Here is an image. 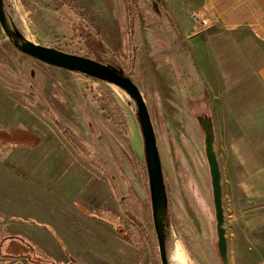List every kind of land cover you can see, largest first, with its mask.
Listing matches in <instances>:
<instances>
[{
	"label": "rangeland",
	"instance_id": "374dc122",
	"mask_svg": "<svg viewBox=\"0 0 264 264\" xmlns=\"http://www.w3.org/2000/svg\"><path fill=\"white\" fill-rule=\"evenodd\" d=\"M134 4V26L125 0H19L13 11L37 44L122 64L155 128L173 226L170 256L178 249L188 264H223L204 134L194 111L197 104L210 111L211 93L163 0ZM68 72L20 53L0 26V79L14 89L0 85V239H20L0 250V264H154V254L161 264L134 103L115 86ZM46 109L96 161L74 149ZM214 117L230 264H264L263 187L257 177L242 178L256 168L257 149L242 146L241 131L226 130L224 113ZM23 155L25 177L8 162ZM127 214L145 223L152 244ZM1 251L13 258H2Z\"/></svg>",
	"mask_w": 264,
	"mask_h": 264
},
{
	"label": "crops",
	"instance_id": "0c3cea01",
	"mask_svg": "<svg viewBox=\"0 0 264 264\" xmlns=\"http://www.w3.org/2000/svg\"><path fill=\"white\" fill-rule=\"evenodd\" d=\"M163 2L185 36L197 71L211 93L216 146L219 130L214 115L222 112L226 115V130L241 131L242 146L257 149L258 157L251 159L256 168L253 166L247 175L244 171L242 178L257 177L264 194V0ZM194 12L209 20L207 29L194 26L191 19ZM235 139L233 144L237 143ZM8 162L17 163L25 177V155ZM11 238L16 237L0 239L1 249L9 245Z\"/></svg>",
	"mask_w": 264,
	"mask_h": 264
},
{
	"label": "water",
	"instance_id": "95a60500",
	"mask_svg": "<svg viewBox=\"0 0 264 264\" xmlns=\"http://www.w3.org/2000/svg\"><path fill=\"white\" fill-rule=\"evenodd\" d=\"M18 3L19 0H0V26L9 42L20 53L50 67L77 73L115 86L132 99L142 139L144 178L150 199L161 264H178L175 258L177 253L182 251H177V249L175 256H170L173 226L161 152L151 114L139 86L119 62L110 63L107 59V62H100L95 59V56L72 53L33 42L26 35L25 20L21 19L19 22L15 16L16 12L13 11ZM106 55L108 54L105 53ZM196 120L204 134L205 153L211 176L217 222V251L222 263L230 264L228 230L223 201V177L216 149L217 135L211 109L209 113L196 115Z\"/></svg>",
	"mask_w": 264,
	"mask_h": 264
},
{
	"label": "trees",
	"instance_id": "16d2710c",
	"mask_svg": "<svg viewBox=\"0 0 264 264\" xmlns=\"http://www.w3.org/2000/svg\"><path fill=\"white\" fill-rule=\"evenodd\" d=\"M125 2H126L127 15H128L129 22L131 23V26H134V22L136 19L134 0H125ZM61 50H64V49H61ZM64 51H67V50H64ZM0 85L7 89L14 90L11 86H9L6 82H3L1 79H0ZM46 112L49 118H51V120L54 122L58 130L62 133V135L66 138V140L74 147V149H76V151L82 157H84L87 160L96 161L92 153L89 151V149L84 144L83 140L74 131H72L63 122H61L52 110L46 109ZM27 135L31 136L30 133H27ZM25 144H27V142H24V145ZM37 144L38 143L35 142L34 146H36ZM127 219L129 223L132 224L140 232L142 238L149 244H152L151 238H150V235L148 233L145 223L139 217H135L130 214H127ZM18 240H19L18 238H11L10 243L16 242ZM0 250H3V249H1L0 247ZM1 257L2 258H11V257L13 258V254L10 255V254H7V252L5 251L4 252L1 251ZM153 260H154V264H159L158 257L155 254H154ZM42 263H38V264H42Z\"/></svg>",
	"mask_w": 264,
	"mask_h": 264
},
{
	"label": "built area",
	"instance_id": "2783aa9c",
	"mask_svg": "<svg viewBox=\"0 0 264 264\" xmlns=\"http://www.w3.org/2000/svg\"><path fill=\"white\" fill-rule=\"evenodd\" d=\"M192 20L198 28L203 30L207 29L210 25L209 20L199 12L192 13Z\"/></svg>",
	"mask_w": 264,
	"mask_h": 264
},
{
	"label": "bare ground",
	"instance_id": "6f19581e",
	"mask_svg": "<svg viewBox=\"0 0 264 264\" xmlns=\"http://www.w3.org/2000/svg\"><path fill=\"white\" fill-rule=\"evenodd\" d=\"M176 262L179 264H187V260L185 255L182 252L177 253L176 255Z\"/></svg>",
	"mask_w": 264,
	"mask_h": 264
},
{
	"label": "flooded vegetation",
	"instance_id": "af4514ba",
	"mask_svg": "<svg viewBox=\"0 0 264 264\" xmlns=\"http://www.w3.org/2000/svg\"><path fill=\"white\" fill-rule=\"evenodd\" d=\"M196 107H197V108L194 107V111H195V113H196V112H197V113H200V114H203V113H209V111H208L207 109L204 111V109L202 108V106L199 105V104H197ZM195 109H196V110H195Z\"/></svg>",
	"mask_w": 264,
	"mask_h": 264
}]
</instances>
